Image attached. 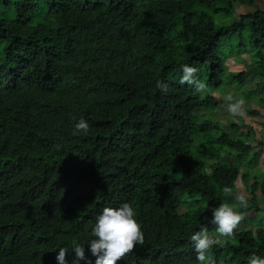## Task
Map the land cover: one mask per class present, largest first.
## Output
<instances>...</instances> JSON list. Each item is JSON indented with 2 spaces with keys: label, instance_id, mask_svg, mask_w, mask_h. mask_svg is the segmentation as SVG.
Wrapping results in <instances>:
<instances>
[{
  "label": "trees",
  "instance_id": "1",
  "mask_svg": "<svg viewBox=\"0 0 264 264\" xmlns=\"http://www.w3.org/2000/svg\"><path fill=\"white\" fill-rule=\"evenodd\" d=\"M257 1L0 0V264H58L55 247L86 241L96 215L125 201L145 242L117 264H201L189 236L201 221L215 233L205 205L230 199L224 188L236 192L238 181L250 202L240 223L254 225L213 246L217 264L264 255V224H255L264 179L247 140L255 130H243V116L230 124L237 136L196 119L219 106L225 86L255 95L245 70H227L233 55L250 49L264 82ZM184 63L219 93L180 85ZM158 79L170 81L166 94ZM81 116L86 135L73 133Z\"/></svg>",
  "mask_w": 264,
  "mask_h": 264
},
{
  "label": "clouds",
  "instance_id": "2",
  "mask_svg": "<svg viewBox=\"0 0 264 264\" xmlns=\"http://www.w3.org/2000/svg\"><path fill=\"white\" fill-rule=\"evenodd\" d=\"M200 69L194 64L184 63L178 83L193 86L196 93L210 91L206 81L199 76ZM171 83L169 80L158 79L156 87L163 93H167ZM227 112L232 116H243L246 100L243 96L237 97L232 92L227 93ZM90 129L89 121L81 116L74 124L73 133L86 135ZM59 147V145H57ZM225 193L233 194L234 200L239 202L240 207H234L232 203L222 200L218 206H211L208 203L205 209L211 207V223L215 224V234L209 232L207 223L202 222L194 230L189 239L193 243V250L196 259L201 264H217L213 246L224 243L222 237H231L238 230L240 222L244 219L249 197L243 191L234 192L233 187L226 186ZM89 239L76 242L72 247L58 245V264H69L67 254L74 250L75 258L72 264H92V256L95 257V264H117V261L124 258L126 254L134 250L137 245L145 242V232L140 223L137 211L131 202L125 201L119 205L105 206L95 217V222L89 232ZM90 251L91 256L86 254ZM54 248V249H55ZM246 264H264V255L259 252H252L246 259Z\"/></svg>",
  "mask_w": 264,
  "mask_h": 264
},
{
  "label": "rangeland",
  "instance_id": "3",
  "mask_svg": "<svg viewBox=\"0 0 264 264\" xmlns=\"http://www.w3.org/2000/svg\"><path fill=\"white\" fill-rule=\"evenodd\" d=\"M259 2L260 5L264 6V0H258L257 3ZM256 5V3H255ZM254 4H237L236 11L238 13H245L252 11L255 8ZM257 6V5H256ZM226 47H228L226 45ZM252 51L248 48H246L244 51L233 55L227 60L226 68L228 71L231 72H236V71H241L245 70L248 77H247V82L246 86L247 88H253L255 90V95L251 96H246L243 91L240 90V87L238 85H232V86H225L223 88V92L221 94L217 95L218 98L221 100V103L219 106L213 110L212 112H207L205 110H199L198 111V116H197V121H202L205 118H209L223 127H225L227 130H230L232 135L237 136L239 135V131L237 130H231L230 129V124L232 122H238L241 116H232L227 112V101H226V95L229 92H232L235 96L240 97L243 96L246 100L245 104V111H244V119H243V130L247 131L249 127H252L255 131V137L254 139L248 138V142L253 144V151L259 152V160L258 163L251 167V169L259 176L260 178L264 179V146L259 145L257 143L258 140L264 141V109L260 107L257 101V96H264V82L258 81V77L255 76L254 71L249 68V60H250V55ZM255 76V77H253ZM221 88H211L209 91V94H217ZM253 109L259 111L258 115H250L247 114L246 109ZM237 185V191H243L246 195L248 193L245 191L244 186L242 185L241 181H238L236 183ZM258 193V192H257ZM230 199L227 201L232 203V204H239V202L234 200V195L229 194ZM249 197V195H248ZM250 202H248L249 204ZM219 204H215L212 206H218ZM258 206H259V213L260 216L264 219V202L261 197H258ZM257 216V213L255 212H247V216ZM257 219L255 220V224H264L263 219ZM249 223V222H248ZM240 223L238 226V229L244 228V229H251L254 224L250 223ZM215 234V233H212Z\"/></svg>",
  "mask_w": 264,
  "mask_h": 264
}]
</instances>
